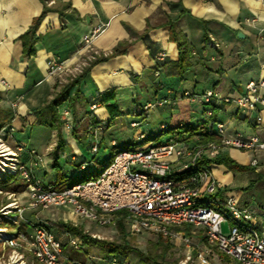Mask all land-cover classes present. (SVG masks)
Here are the masks:
<instances>
[{"label":"crops","instance_id":"crops-1","mask_svg":"<svg viewBox=\"0 0 264 264\" xmlns=\"http://www.w3.org/2000/svg\"><path fill=\"white\" fill-rule=\"evenodd\" d=\"M44 4L50 9L34 32V52L27 54L20 36ZM173 32L191 46L190 65L182 78L174 67L179 54ZM85 36L89 41H84ZM119 45L122 50L113 53ZM49 59L64 62L66 69L47 75ZM74 79L77 82L70 95L75 88L78 94L60 105H67L72 112V137L82 135L86 128L91 153L100 147L137 142L141 133L151 131L133 130L142 123L140 119V125L131 126L135 116L143 115L147 123L162 113L171 116L187 99L182 96L184 90L201 93L211 89L221 96L237 97L249 81L264 79V0H0V104L12 109L9 124L14 127L11 135L15 142H25L15 133L38 123L40 109ZM108 90L113 91L111 102L120 111L115 117L102 103L101 97ZM260 94L264 97V88ZM159 100L166 101L155 104ZM92 102L97 104L93 110ZM256 106L255 110H245L222 98H213L209 104L187 99L184 112L190 123L202 121L214 130L216 122H222L227 133L255 134L264 140V121H256L257 114L264 116V105L257 102ZM125 115L134 117L125 120ZM234 121L250 125L251 130L228 129ZM71 139L73 151H59L58 156L63 154L74 165L85 159L79 148L82 141ZM53 149L46 152L50 160H35L32 165L41 163L48 171ZM220 153L255 170L259 165L250 164L254 157L264 164V155L250 150L225 147ZM28 158L26 154L23 161ZM262 192L255 201L253 196L233 195L239 205L259 208L264 205V187Z\"/></svg>","mask_w":264,"mask_h":264},{"label":"built area","instance_id":"built-area-1","mask_svg":"<svg viewBox=\"0 0 264 264\" xmlns=\"http://www.w3.org/2000/svg\"><path fill=\"white\" fill-rule=\"evenodd\" d=\"M84 41H89V38L85 36ZM162 59L163 54H160L159 60ZM65 69L64 62L54 59L46 62L47 75ZM1 82L6 85L4 80ZM262 88L264 79H259L249 81L245 92L237 97L221 96L211 89L201 93L184 90L182 96L203 104H209L213 98H222L226 103L234 102L241 109L255 110L257 102L264 105V97L260 94ZM165 101L159 100L155 104L161 105ZM96 106L92 102L90 109ZM207 113L210 114L211 110ZM60 118L64 129L70 131L73 123L71 110L62 108ZM256 121L263 122L264 116L257 114ZM138 124L137 120L131 122V126ZM9 131H14L12 125ZM213 133L219 137L218 141L188 143L170 138L167 142L143 149L117 151L97 177L68 187L41 183L17 158L13 165L28 182L33 206L67 208L73 217L86 218L101 226L115 225L121 220L131 233L147 230L177 236L184 231H173L176 227L199 226L209 245L232 257L238 264H264V205L259 208L239 205L211 165L201 164L202 160L214 157L225 147L264 155V140L255 134L227 133L222 122H216ZM16 145L19 151L23 145L26 147L20 142ZM92 149H96V143ZM29 151L32 153L33 149ZM12 154L16 155V152ZM250 164L257 165V157ZM225 221L229 222L227 233L222 230ZM29 228L28 236H22L28 240L26 244L10 237L6 245L25 249L36 264H86L65 253L62 237L73 249H80L82 241L79 236L65 229L57 235L41 222L31 223ZM195 250L199 264H209L208 247L197 246ZM189 258L190 254L187 255ZM110 263L121 264L116 257H111Z\"/></svg>","mask_w":264,"mask_h":264},{"label":"rangeland","instance_id":"rangeland-1","mask_svg":"<svg viewBox=\"0 0 264 264\" xmlns=\"http://www.w3.org/2000/svg\"><path fill=\"white\" fill-rule=\"evenodd\" d=\"M138 96L136 99L137 105H139ZM187 99L179 104V108L172 111L171 116L169 113H162L154 117L153 120H147L149 123L144 120L145 117L143 115L135 116L141 119L142 123L140 126L134 127L133 130L137 128L147 129L146 131H151V133L155 135L160 132V123L166 122L168 124V129L158 135L159 142L165 141L171 137L173 140H185V142L193 143L196 136L188 139L190 132L186 131L185 127L175 128V126L179 125L180 121L185 124L190 123V120H188L184 112V104L187 103ZM7 106L11 107L10 103L7 104ZM66 107L68 106L66 105ZM60 108H63V106H60ZM11 110L12 109H6L0 104V118L3 123H5L3 129H0V264H36L32 261L31 255L27 253L25 249H14L6 245L10 237L15 238L17 242L26 244L28 240L22 238V236H28L27 233L30 231L29 226L34 222L45 223L57 235H60L61 230L64 229L63 224L65 223L77 227L82 233L88 234L96 239L107 240L117 244H128L132 249L124 251L123 254L119 255L121 264H146L145 261L147 260L157 261L160 264H198L195 256V248L197 246L208 247L210 264H238L232 257L221 253L215 246L209 245L203 236L202 228L199 226H190L189 229H173V231H184V233L180 232L177 236L158 235L156 232L147 230L131 233L127 224L122 221L119 223L117 222L115 225L101 226L86 218L73 217L70 210L67 208L33 206L29 197L28 182L15 171L16 169H14L13 164L16 162L14 161L15 158H17L20 163L31 168L34 174H32L33 177L35 176L44 184L48 185L55 183L61 187H65L72 185L74 182L84 181V178L83 175L80 174L83 171L80 170L77 165H72L63 154H60L57 159L58 165L50 167L48 171L42 168L41 163L32 165L35 160H50V155L46 152L47 150L50 152L59 137L64 140L61 151L65 154H70V152L73 151V147L70 145L71 138L77 143L82 141L79 144V148L81 149L83 158L90 162V164L87 165V169L97 175L110 163L111 160H109V156L113 148L100 147L97 153H91L87 150L88 146L86 145V139H90V135L86 128L82 135L75 134L72 137L71 132L65 131L62 121H59V123L54 126L36 123L32 128L27 127L23 131L16 132V138L25 141L20 143H26V147L23 145L21 147L22 149L19 151L16 145L17 142L14 141L11 135L13 131H9V127L11 126L9 123L12 120ZM130 117H134V115H125L124 119L126 120ZM111 124H115V120H113ZM234 127L243 132L251 130V126L245 123H236V121H234L228 124V129H233ZM202 131L203 128H195V132ZM90 134L93 135V129ZM157 141L158 140L146 139L138 140L129 145L128 143H119L114 149L115 152L124 149H143L158 143ZM46 146L48 149H46ZM30 149H33L34 153H31V151H29ZM5 151L8 153H5ZM11 152H16V155ZM26 154L29 158L24 162L23 160ZM230 158L235 159L232 156H230ZM244 165H247L245 169L238 170L230 167L226 163L212 164L215 175L232 190L237 198L253 196V201H255L263 196L264 169L262 165L264 164L260 165L258 163L257 165L259 166L256 170L249 164ZM73 173H77V176L74 178L71 177ZM86 177L87 176H85V178ZM93 178H95V176H90L87 179ZM222 230L224 233L228 232V221L222 224ZM185 238H188V240H185ZM62 240L65 243V253L69 257L76 258L81 262L84 261L86 264H111V257L102 260L106 252L98 246L82 244L80 249H73L68 245L65 237H62ZM188 254H190L189 259H187Z\"/></svg>","mask_w":264,"mask_h":264},{"label":"trees","instance_id":"trees-1","mask_svg":"<svg viewBox=\"0 0 264 264\" xmlns=\"http://www.w3.org/2000/svg\"><path fill=\"white\" fill-rule=\"evenodd\" d=\"M49 9L50 8L48 6H46V4H44L41 13L38 16H36L35 18H33L32 23L29 25L27 30L23 34H21L20 38L23 40V50L25 53L32 54L34 52V32L37 29L43 15ZM60 13L62 14V12H60ZM173 36L177 42L178 54H179L178 59L174 63V67L176 70V74L180 78H182L183 74L185 73V71L188 69V67L190 65L191 46L185 40L184 37L178 36L177 33L173 32ZM121 50L122 49L120 48V45H119L113 50V53L120 52ZM75 82H77V80L74 79V80L66 83L53 96V98L40 109L42 113L39 116L38 123L48 125V126H54L55 124L59 123V121H61V118H60V110L61 109L60 110H58V109L64 101L67 100L70 102L73 99L72 96L78 94V88H75L73 91V95H70L71 87L74 85ZM101 99H102V103L105 106L109 115H111L112 117L119 115L120 111L118 110L116 103L111 102L114 99V93L112 90H108V91L104 92ZM137 115H139V114H137ZM135 120L139 121L138 125H140V119L136 118ZM72 122H73V120H72ZM161 125H164V126H161ZM4 126H5V123H3L2 119L0 118V129H2ZM177 127H185V130L190 132L188 139L194 138V136H196L197 139L194 140L195 143H206L208 141H213V140L218 141L219 140V137L213 133V129L205 126L204 122H202V121L195 122V123L194 122L188 123V124L181 123L178 126H175V128H177ZM195 128H204V130L202 132H195ZM73 129H74V125L72 123V129L68 132L73 133ZM167 129H168V124L166 122H162L160 124V132L158 134H155V135L152 133L146 134L144 132V133H141L139 139L140 140H146V139L158 140L157 141L158 143H156V144L167 142L171 137H169L168 139H166L165 141H162V142H159V138H158V135L162 134ZM208 130L212 131V132L209 133ZM63 144H64V140L61 137H59L55 146H54V149H53L52 167L58 165V160H57L59 157L58 152L61 151ZM97 144H98V142H97ZM116 146L117 145L114 144V146L112 147L113 151L111 152V155L109 156V160L113 159V157L116 153L115 149H114V148H116ZM125 146H128V145H125ZM222 163H226L230 167L236 168L238 170H243L247 167V165L240 164V163L236 162L235 160H233L232 158H230L228 155L222 154V153H218L210 159H204L201 161V164L207 165V166L210 164H222ZM88 164H90V162L86 161V160L82 161L81 163H75V165H77V167L83 171L80 174L83 175L84 180H87V178L90 176L97 177L100 174V173L98 175L93 174L92 171L88 170L87 169ZM76 176H77V173H73L71 175L72 178H74ZM85 176H87V177L85 178ZM40 182L43 183L42 181H40ZM75 183H77V182H74L73 184H75ZM48 185H55V186L61 187L60 185H57L55 183H51ZM65 187H68V186H65ZM119 213H123V211H119ZM120 221L121 220H119L118 223ZM63 227L65 230L70 231L71 234L79 236L81 238L82 244H84V245L85 244H91L93 246H98V247L104 249L106 252L105 256H103L104 258L116 257V259L119 262H121L119 260V255L123 254L124 251H128V250L132 249L131 246H129L128 244H125V243L124 244H117V243L110 242L107 240L96 239L95 237H92L88 234L82 233L75 226H70V225H67L64 223ZM177 228H180V227H176V229ZM183 228L189 229L190 226L185 225ZM12 233H14V232H12ZM63 244L65 245L64 242H63ZM145 262H146V264H160L159 262L153 261V260H147Z\"/></svg>","mask_w":264,"mask_h":264}]
</instances>
